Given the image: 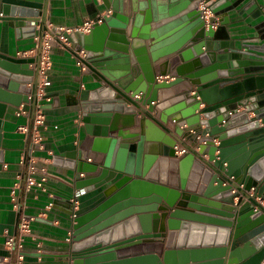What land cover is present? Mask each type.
Wrapping results in <instances>:
<instances>
[{
    "label": "water",
    "instance_id": "obj_1",
    "mask_svg": "<svg viewBox=\"0 0 264 264\" xmlns=\"http://www.w3.org/2000/svg\"><path fill=\"white\" fill-rule=\"evenodd\" d=\"M4 1L17 26L41 14L42 0ZM210 1L101 0L89 33L57 31L106 84L69 154L77 189L112 182L73 219L83 264H264V37L238 45L229 29L233 11L264 18V3L212 0L203 18ZM35 62L0 54V132L9 105L35 103Z\"/></svg>",
    "mask_w": 264,
    "mask_h": 264
},
{
    "label": "crops",
    "instance_id": "obj_2",
    "mask_svg": "<svg viewBox=\"0 0 264 264\" xmlns=\"http://www.w3.org/2000/svg\"><path fill=\"white\" fill-rule=\"evenodd\" d=\"M259 1L264 3V0ZM6 4L4 0H0V54L13 58H32L38 62V45L46 29L53 33H57L59 29L77 30L97 11L101 0H42L40 16L23 19L24 26L15 24L17 20H22L12 11L5 14ZM32 10L35 11V8L32 7ZM254 13H257L256 10L251 14L244 10L231 13L230 34L238 45L242 39H250L254 43L263 41L264 30H259L258 25L264 18H255ZM172 21L176 24L180 22L179 19ZM170 25L173 24L165 26L158 33H164ZM33 26L34 29L30 30ZM256 32H259L260 39L254 38ZM32 34L35 36H31ZM71 45L62 39L52 42V67L49 71L51 84L46 88V98L50 100L39 103L45 115L42 142L34 143L32 137L36 103L32 105L24 102L18 107L9 105L1 125L0 159L3 163L0 170V264H17L19 250L8 249V235L16 239L23 237L24 264H83V258L73 256L70 250L74 232L72 198L76 193L80 194L77 215L84 214L104 200L103 190L112 183L96 189H77L76 174L68 167L72 159L69 154L87 136L83 123V104L86 101H96L97 98L91 99V96L98 95L96 91L102 85L106 86L98 81L94 72H87L84 64L79 63L80 60L69 49ZM37 62L24 65L35 70V82L39 78ZM158 79L167 78L158 76ZM28 87H32V84H28ZM139 97L137 95L135 99ZM152 103L156 105L157 102ZM25 126L30 129L28 133L24 131ZM218 143L215 140V144ZM198 149V146L194 148L195 151ZM134 155L135 148H132L127 162L131 171L135 168ZM31 159L48 168L49 190L47 193L29 192L23 182H20L18 206L14 207L11 190L18 182V175L26 174L27 164ZM203 159L207 161L209 156L206 155ZM22 161H25L24 164ZM49 204H52L50 208L47 207ZM23 218L29 221L27 232L21 231Z\"/></svg>",
    "mask_w": 264,
    "mask_h": 264
},
{
    "label": "built area",
    "instance_id": "obj_3",
    "mask_svg": "<svg viewBox=\"0 0 264 264\" xmlns=\"http://www.w3.org/2000/svg\"><path fill=\"white\" fill-rule=\"evenodd\" d=\"M212 1V0H211ZM208 2L204 4L201 3V6L199 8V11H203V18H208L210 15V11L206 10V5H209ZM96 21L94 20H86L82 26L78 27L77 30H82L89 32ZM49 26V25H47ZM62 30V29H60ZM58 39H62L64 41H67L62 35H59L58 33H53L52 30L46 29L43 33V36L41 37V42L38 45L39 53H38V76H39V83L37 85L36 93H35V103L37 105L36 107V116L34 119L33 124V142L34 143H41L42 142V129L45 127V115L42 110V106L39 104L42 100H50V98H46V88L51 84L50 78H49V71L52 67V61L50 57V50L52 46V42L56 41ZM81 63V61L79 62ZM83 65V64H82ZM25 112V111H24ZM24 131L26 133L29 132V127L25 126L23 127ZM176 153L182 154L188 151V147H185L181 144H177L175 146ZM25 161H22V164H24ZM49 176L50 173L48 171V168L44 165H40L37 160L31 159L27 164V171L26 174L18 175V182L14 185V187L11 190V201L14 205V207L18 206V186L20 185V182H23L25 185L27 191L29 192H48V182H49ZM79 193H76L74 197L72 198V204H73V219L77 216V210L79 206ZM249 196L256 197V190L252 188L248 195L245 197V199H248ZM256 199L261 202V204L264 205V200L260 197H256ZM52 204H49L47 207L50 208ZM21 231L27 232L29 231V221L28 219L23 218L21 222ZM6 245L8 246V249H18L19 250V256L17 260V264H24V255H23V248H24V239L21 236L20 238L16 239L14 236L8 235L6 239Z\"/></svg>",
    "mask_w": 264,
    "mask_h": 264
}]
</instances>
